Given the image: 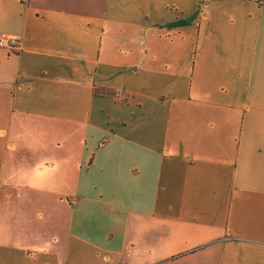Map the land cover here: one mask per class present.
<instances>
[{
    "label": "crops",
    "instance_id": "1",
    "mask_svg": "<svg viewBox=\"0 0 264 264\" xmlns=\"http://www.w3.org/2000/svg\"><path fill=\"white\" fill-rule=\"evenodd\" d=\"M0 264H264V0H0Z\"/></svg>",
    "mask_w": 264,
    "mask_h": 264
},
{
    "label": "built area",
    "instance_id": "2",
    "mask_svg": "<svg viewBox=\"0 0 264 264\" xmlns=\"http://www.w3.org/2000/svg\"><path fill=\"white\" fill-rule=\"evenodd\" d=\"M0 48L8 51L18 50V43L14 39L0 37Z\"/></svg>",
    "mask_w": 264,
    "mask_h": 264
}]
</instances>
